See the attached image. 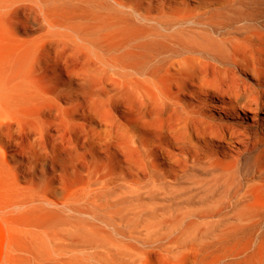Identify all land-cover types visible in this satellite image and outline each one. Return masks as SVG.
<instances>
[{
  "label": "bare ground",
  "instance_id": "6f19581e",
  "mask_svg": "<svg viewBox=\"0 0 264 264\" xmlns=\"http://www.w3.org/2000/svg\"><path fill=\"white\" fill-rule=\"evenodd\" d=\"M0 40V211L40 246L264 264V0H0Z\"/></svg>",
  "mask_w": 264,
  "mask_h": 264
},
{
  "label": "rangeland",
  "instance_id": "374dc122",
  "mask_svg": "<svg viewBox=\"0 0 264 264\" xmlns=\"http://www.w3.org/2000/svg\"><path fill=\"white\" fill-rule=\"evenodd\" d=\"M10 153L7 152V157ZM8 199L5 193H0V202L2 200L8 203ZM34 211L38 214L34 217L22 216L19 210L10 209L4 213L0 211V264H72L68 256H62L54 249H46L44 245L40 246V241L46 237L47 229L45 230L43 225L45 219L41 220L39 217L47 216V212ZM154 252L147 257V264H181L163 252ZM64 253L67 254L62 251V254Z\"/></svg>",
  "mask_w": 264,
  "mask_h": 264
}]
</instances>
